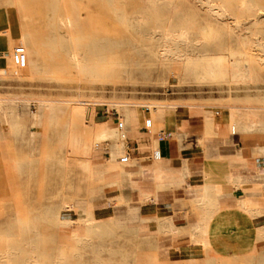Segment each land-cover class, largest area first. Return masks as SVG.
<instances>
[{
  "label": "rangeland",
  "instance_id": "374dc122",
  "mask_svg": "<svg viewBox=\"0 0 264 264\" xmlns=\"http://www.w3.org/2000/svg\"><path fill=\"white\" fill-rule=\"evenodd\" d=\"M246 1L253 11L241 13L233 0H0V98L21 115L0 114V264H213L210 253L229 255L225 243L179 254L159 230L162 216L155 223L142 220L148 225L139 233L126 210L124 173L138 165L133 155L153 156L154 140L167 129L146 116L153 105L165 104L177 116L188 107H207L208 119L229 111V120L232 108L241 106L252 109L264 127V0ZM65 20L69 26L61 25ZM183 29L195 42L181 46L177 57L167 51L169 38ZM74 50L85 59V70L75 67ZM203 55L242 62L251 81L201 79V70L185 60ZM97 100L107 103L97 117L115 129L122 117L120 136H128L110 166L104 130L96 127L89 163L64 142L93 137V119L79 106ZM123 108L139 114L125 117ZM70 124L72 133L66 131ZM108 140L119 142L111 134ZM124 156H131L128 166L121 164ZM116 169L117 177L111 172ZM107 200L115 201L109 210ZM63 205L71 207L68 228L56 217ZM87 220L100 229L88 230ZM176 231L174 238L183 235ZM217 264H264V252L254 246Z\"/></svg>",
  "mask_w": 264,
  "mask_h": 264
},
{
  "label": "crops",
  "instance_id": "0c3cea01",
  "mask_svg": "<svg viewBox=\"0 0 264 264\" xmlns=\"http://www.w3.org/2000/svg\"><path fill=\"white\" fill-rule=\"evenodd\" d=\"M233 1L238 9L239 1ZM160 107L162 110L154 118L148 116V110L145 113L150 120L167 128L165 137L159 135L154 140L153 154L159 153V159L155 161L146 152L137 157L140 155L137 153L133 156L138 165L124 173L128 178L126 187L130 189L123 193L126 202H130L126 210H130V217L135 216L134 224L138 226L142 220L155 223L162 216V223L172 224L183 232L176 238L169 234L167 246L176 244L179 254L193 249L194 255L204 249L195 244L192 234L208 219L209 232L224 228L225 233L217 243L227 244L229 254L233 251L240 254L254 246L264 252V127H247L243 120L241 125H233L229 111H225L217 118L216 128L209 129L207 107H188L179 116L170 114L165 104ZM260 118L264 121V116ZM257 122H261L258 117ZM118 130L122 131L112 128L108 134L119 138ZM125 140L128 144V136ZM108 141L102 139L107 142L110 157V145L118 142L108 144ZM153 170L165 178L157 191L156 205L145 201L141 188L131 179L135 177L137 182L146 184L148 191L153 177L148 174L144 179L143 174Z\"/></svg>",
  "mask_w": 264,
  "mask_h": 264
},
{
  "label": "bare ground",
  "instance_id": "6f19581e",
  "mask_svg": "<svg viewBox=\"0 0 264 264\" xmlns=\"http://www.w3.org/2000/svg\"><path fill=\"white\" fill-rule=\"evenodd\" d=\"M161 1L166 2L167 0H161ZM239 2L240 3H239L238 9L241 13H247V12H251L254 10V5L251 2L249 1L247 2L246 0H239ZM156 3H157V0H156ZM171 4L172 3L168 1V5H171ZM215 14L216 16H220L219 12H215ZM60 23L61 25L65 27V26H69L71 21L65 20ZM169 42H170V46H168L167 51L169 53L177 55L178 57L181 46L187 45L188 47L189 45H192L195 41L191 40L190 32L186 29H183L179 33L172 35L169 38ZM71 57L77 69L79 70L86 69L87 65H86L85 59L82 58L81 55L76 50L72 51ZM196 58L188 57L185 60V63L189 67H193V68L201 70V75H200L201 79H210L212 81L222 82L229 78L236 84H247L252 79L250 69L244 67L242 65V62L235 61L234 59H228L226 57L219 56V55L218 56L203 55V56H199V58L197 59ZM104 105H107V103L97 100V101L79 106V107L87 108V113L93 119V122H94L93 123L94 135L90 140L85 141L81 137H79L81 138L79 139L74 136H69L67 137V139L64 140V142L69 146L70 150L77 151L81 156L84 157L85 161H87L88 163L91 160H94V156H95L91 145L93 144L95 140L96 127H97V131L104 130L103 133L101 132L102 139L109 137V134H108L109 132L106 134L107 128H113L109 121L100 120L97 117V113L99 112L101 107H103ZM160 106H161V103L157 105H153L151 110L148 109V116L150 118H154L157 111L159 112L160 110H162ZM121 111L126 117L136 118L137 115L139 114V111L137 110H130V109L123 108ZM0 114L7 118H12V119L21 116L18 109L14 107L7 108L6 101L1 98H0ZM34 116L37 121H40L42 119V115L40 113L35 114ZM230 116H231L230 121L233 125H237V124L241 125L242 120L246 122L245 126L247 127L256 128L262 125L261 122L260 123L257 122V115L250 108H242L241 106L234 107L232 108V111L230 112ZM216 120L217 119H213V118L209 119V124H208L209 129H212L213 127L217 126ZM7 122L9 121L7 120ZM97 122L99 123L98 126L95 125V123ZM10 124L11 123H9V125ZM11 126L12 128H16L15 124H11ZM74 126H75L74 124H70L69 126L66 127V131L68 133H72L75 128ZM120 132L121 131L118 130L120 141L118 143L110 145L111 156L106 159L108 166H110L113 162L116 161V158L118 157L119 154H121L124 145L127 144L125 140L126 136L122 135V138H121ZM103 149H105L106 151L107 147H103ZM158 159L159 157H157V159H154V160L156 161ZM87 169L89 168L87 167ZM111 172L115 177H117V174L120 171L116 169ZM148 174L153 177V185H151L148 191H146L147 190L146 184L144 183L141 184L137 182L135 180V177H131V179L137 188H141L142 193L145 195V201L149 203L154 202V204H156L158 201L157 191L161 185H164L165 178H163L162 175L158 174V172H155L154 170L150 172L144 171L143 178L145 179ZM114 204H115V201L107 200V203L105 204V208L109 210L112 206H114ZM70 212H71V207L69 206L63 205L58 208L56 217H57L58 222L64 228H68L69 226L73 225V219L70 216ZM110 220L114 221L113 218H111ZM85 224L89 228L88 230H92L93 232L95 231L97 232L100 229L99 223L96 220H87L85 221ZM209 224H210V221L208 219H205L202 226L196 229V232H197L196 239L198 240V247L203 248V249H210L212 245L214 244L216 245L217 240H219L221 238V235L225 233L224 228H217L216 232H212V233L209 232ZM147 225H148L147 222L141 221V223L139 224V227H140L139 233L146 232L144 227H146ZM159 230L165 233H168V234L177 233L176 227L168 223L163 224L162 228H159ZM72 237L75 240H77L79 243L86 242V240H83L79 235L75 233L72 234ZM8 256L11 257L12 254H8ZM184 256L185 257L188 256V253L186 251L184 252ZM236 257H240V254L235 253L234 251L232 254H229L227 256L225 255L224 257H220L214 253H210L207 256L209 262L213 264H217L219 261L223 260L224 258L227 259V258H236ZM24 264H34V262L29 259V260H26Z\"/></svg>",
  "mask_w": 264,
  "mask_h": 264
},
{
  "label": "built area",
  "instance_id": "2783aa9c",
  "mask_svg": "<svg viewBox=\"0 0 264 264\" xmlns=\"http://www.w3.org/2000/svg\"><path fill=\"white\" fill-rule=\"evenodd\" d=\"M124 127L125 126H124L123 122H118V129L123 130ZM160 136L165 137L166 136L165 132L164 131H160ZM157 157H159V153L158 154H153V158L154 159H157ZM130 158H131V156H124L123 158H121V164L128 166L129 163H130Z\"/></svg>",
  "mask_w": 264,
  "mask_h": 264
}]
</instances>
